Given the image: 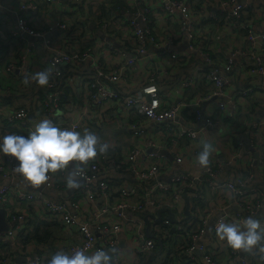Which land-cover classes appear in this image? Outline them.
<instances>
[{
	"label": "built area",
	"instance_id": "built-area-1",
	"mask_svg": "<svg viewBox=\"0 0 264 264\" xmlns=\"http://www.w3.org/2000/svg\"><path fill=\"white\" fill-rule=\"evenodd\" d=\"M43 1L46 6L54 7V10L51 11L54 13V17L50 15L52 19L44 24L47 25L46 28L40 24V19L47 17L46 15L50 11L47 9L42 11L35 0H19L16 3L14 0H0V20L8 22V12L14 13L15 25L10 28L9 33L18 41H23L26 36L43 38L44 33L59 29L65 41L71 42L75 35L74 27L72 25L70 27L60 13L61 0ZM67 1L79 2L80 0ZM210 2L212 3V0H203L197 10L200 9V6L206 8ZM215 3L217 7L215 12L203 10V13H200L194 9L193 0H162L163 13L173 18V15L179 12L183 19L180 33L170 30L163 37H158L152 23L144 19L148 13L147 8L143 7L139 13L138 10L130 12L127 27L130 29L129 36L135 41V47L116 68L109 69L104 63L97 60V57L91 55L87 48L53 47L47 56L44 67V70H52L49 85L45 87L48 91L45 94L37 91V95L34 97V108L36 107L37 113L40 115L38 123L43 119H50L57 127L78 131L79 123L70 117L67 104L64 103L67 94L64 79L67 77L62 76L59 65L62 63L71 64L89 58L91 61L87 67L88 75H86L89 104L100 106L106 102L124 99L129 112L145 116L153 123H169L165 128L170 133L173 145L178 143L182 137L195 138L203 129L216 127L219 124V119L212 113H205L199 106V101L196 106L188 105L192 106L188 107V113L191 115L193 123L197 124L195 126L197 128L177 123L175 119L184 103L162 107L159 87L153 78L149 80L150 83L140 86L132 93L121 92L115 87L118 85L117 82L122 79L124 70L136 62L137 56L145 54L150 44L160 47V41L163 40L162 47L169 54L171 61L177 60L183 64L188 55L177 54L172 50L180 34L185 35L184 41L187 48L196 52L203 63L199 65L201 69L197 74L192 72L191 75H185L179 80L176 88L177 93L193 87L198 79L204 77L211 83V90L204 94L203 99L212 97L217 99L216 109L221 115L226 112L229 115L237 114L239 111L237 100L234 98L224 99V93L230 85L231 72L234 68L235 57H232L236 55L238 68L248 69L251 73H257L264 77V31L256 33L252 29V18L255 15L264 20V0H215ZM89 5L86 3L85 11L82 12V17L85 20L90 18V10L89 7L87 8ZM115 15L116 12L112 13L108 20L102 22L97 20L101 29L107 34L110 30L108 26ZM139 18L145 21L143 28L139 26ZM204 19L214 25H227L229 31H238L242 35L241 47L238 45L233 48L231 52L233 56L228 57L224 64L217 63L208 43L199 41L204 33V30L201 31ZM105 46L117 53L111 43L107 42ZM34 48V41L21 47L16 60L8 61L4 70L12 74L14 71L22 69L29 53ZM32 83L36 85L35 82ZM244 90L247 94L254 91L253 87ZM27 116L26 108L16 107L4 116L3 121L27 136L35 130L34 124L28 120ZM133 127L135 128V125ZM257 128L256 122L251 130L256 131ZM135 132L136 130H134ZM159 152L160 149L154 145V142L148 141L147 147L134 145L122 157L119 156L110 162L114 171L124 170V172L131 173L135 181L132 185L122 184L112 188L109 185L110 178L99 176V171L101 169L106 171L108 167V163L105 161L106 153L98 154L94 160L82 166L84 171L78 177L84 179V183L68 202L55 200L44 192L45 189L58 190L67 185L66 173H59L51 174L47 183L42 185L41 190L24 191L6 183L0 185V207L6 211L12 196L18 203L25 202L27 205H33L39 212L44 213L43 218L46 222L58 223L64 231L72 230L78 238L77 242H69L67 247H57L55 253L61 250L71 253L77 249H86L87 254H92L98 249H104L112 254V264H140L156 250L158 245L163 251V247L167 243L172 244L171 247L166 248V257L170 264H256L261 256L264 257V254H258L255 250L251 253L232 250L215 234V225L222 219L242 221L245 217L252 216L264 223V204L261 200V193L255 188L249 189L248 187L249 182L253 179V173L249 171L247 173L235 172L219 184L231 195L230 203L241 208L243 213L222 212L215 217L213 225L208 231L207 223L210 219V212L204 210L202 213H198L191 208L189 196L194 201H198L200 198L199 183L205 181L208 185H212L211 180L218 179L224 167L218 161H210L207 168H200L196 162V166L201 170V175L187 172L189 170H182L163 181L159 179L164 167ZM175 161L180 162L181 155L177 154ZM259 162L261 163L262 159ZM15 166L13 158L6 156L0 158V174L2 176L8 177ZM112 194H117L118 198L112 200ZM183 194H187L189 197L190 216L187 219L184 218L185 213L181 199ZM81 198L87 199V205L81 204ZM98 200L100 202L97 203ZM164 206L169 207L174 221L169 220L166 212L162 214L159 222L155 221L156 211ZM150 215L153 216V219L150 218ZM146 218L150 222L152 236H148L145 232ZM7 219L9 228L0 232V246L16 244L17 233L28 229L21 223L26 220L25 213H9ZM193 223L196 224L193 225ZM124 228L127 232V236L124 238L125 242L121 241V232ZM176 239L178 244L175 246ZM121 242L123 245L120 244ZM14 256L12 247H4L0 252V264H47L45 257L39 253H34L23 261H14ZM154 260L155 258H152L150 263L155 264Z\"/></svg>",
	"mask_w": 264,
	"mask_h": 264
},
{
	"label": "crops",
	"instance_id": "crops-1",
	"mask_svg": "<svg viewBox=\"0 0 264 264\" xmlns=\"http://www.w3.org/2000/svg\"><path fill=\"white\" fill-rule=\"evenodd\" d=\"M17 1L19 0H14L15 3ZM35 1L42 11H45L44 9L50 11L49 14H45L47 17L40 19V24L44 25L50 22L52 16L54 17V13L51 12L54 10V7L51 5L46 6L43 0ZM103 1L82 0L79 2H69L61 0L60 13H62L64 21L70 27L71 25L74 27L75 35L71 42L65 41L59 29L44 33L43 38L26 36L23 41H18L9 33L10 28L15 25L14 13L8 12V22L0 20V135H7L9 133L23 135L16 128L5 124L3 121L4 116L16 107H24L28 110L27 118L34 124V127L38 123V116L40 115L37 113L36 107L34 108V97L37 95L38 90L34 86V83L30 82L26 84L25 79L34 73L44 70L47 56L53 47L63 48L70 46L75 49L87 48L91 55L97 57V60L104 63L109 69L116 68L129 56V52L135 47V41L129 36L130 29L127 27L130 12L138 10L139 13L143 7L148 9V13L144 19L152 23L158 37L166 36L170 30L178 33L181 32L182 15L176 12L173 18L172 16L168 17L163 13L162 0H120V6L124 7V9L120 13H116L114 19L112 18L111 24L108 26L110 29L109 35L101 29L96 17L89 18V21L86 20L89 30H85V18H80L81 15L79 14V11H84L80 10V8L85 9L86 4L83 5V2L89 3L90 5L87 8L89 7L88 9L92 10L94 15H96L99 13L100 4ZM202 1L193 0V4H195V7H193L196 11L203 13V10L210 12L217 10L215 0L207 4L206 8L200 6V9L197 10ZM125 10L127 11L125 12ZM70 16L75 17L72 22H69L67 19ZM252 21V29L256 33L264 31V20L261 17L255 15ZM46 27L47 25H44V28ZM202 30H204V33L199 38V41L200 43L209 44L210 51L218 64H224L228 57L233 56L231 53L233 48L238 45L241 47V33L233 30L229 31L227 25H214V23L204 19ZM184 36V34H180L176 44L172 48L177 54L188 55L183 64H180L177 60L171 61L169 54L162 47V40L160 41V47L148 45L147 52L136 57V62L124 70L122 79L115 86L121 92L132 93L140 86L150 83L151 81L149 80L153 78V81L159 87L158 92L160 93V105L162 107L184 103L180 107L175 119L177 123L197 128L195 127L197 124L193 123L192 117L188 113V107L196 106L198 101L199 106H201L205 113H212L219 119V124L216 127L203 129L195 138L182 137L175 145L172 144L170 133L165 128L169 123H153L145 116L138 115L132 111L129 112L125 106L124 99L106 102L100 106L88 103L86 75H88L87 67L91 61L89 58L71 64L62 63L59 65V68L62 76L64 78L67 77L64 79L66 83L65 90L67 92L64 103L65 105L67 104L66 107L70 112V117L79 123L78 131L82 134L85 131L94 132L101 137L102 142H109V151L105 154V161L108 163L107 172L101 169L99 171L100 177L118 178L115 180L117 185L119 184L118 186L122 184L127 186L134 184L135 181L130 172L114 171L110 166V162L119 156L122 157L134 145L147 147L148 141H153L154 145L160 149L159 153L164 165L159 175L160 180L166 181L170 176L178 172L180 173L182 170H189L187 172L201 175V170L195 164L197 162L196 157L202 149V142H207L212 146L213 154L210 157V161H218L222 164L224 170L218 179L211 180L212 185H208L205 181L199 183L200 198L198 201H194L189 196L191 208L195 209L198 213H202L204 210L210 212V219L207 223L208 228L211 220L224 211H231L229 208L234 206L229 201L231 195L222 189L219 184L235 174V172L247 173L249 171L253 173V179L249 182L248 187L249 189L255 188L261 193V200L264 204V77L257 73H251L248 69L238 68L236 55L232 57H235L233 60L234 68L231 72L230 85L224 93V99L229 100L234 98L237 100L239 111L233 115H229L227 112L221 115L216 109L217 99H213V97L203 99L204 94L211 90V83L204 77L198 79L196 85L193 87L177 93L176 88L179 80L185 75H191L192 72L197 74L201 69L199 65L203 63L196 52L187 48ZM31 41L35 42V48L29 53L24 67L14 71L12 74L7 73L4 70L5 64L10 60H16L18 50ZM107 42L111 43L113 48L115 47L114 49L117 50V53L105 46ZM179 74L180 77L178 78ZM252 87L254 91L251 94H247L244 89L247 88L249 90ZM243 90L244 93H242ZM256 122L258 128L256 131L251 130ZM133 125H135V128ZM134 130H136L135 133ZM177 154L181 155V161L178 163L175 161ZM1 157L2 155H0ZM260 159H262L261 163L259 162ZM71 167L70 164L68 169L57 171L54 174L66 173L68 175ZM4 183L20 190H30L28 189L29 186H25L22 179L13 170L10 171L8 177L0 174V185ZM67 188L69 187L66 185L58 190L45 189L44 192L55 200L65 202V199L68 198L64 196L66 194L65 189ZM79 189L80 187L78 186ZM117 198V194L112 195V200H116ZM181 199L183 207H185L186 201L184 198ZM80 202L83 206L87 205L86 198H81ZM32 206L27 205L25 202L18 203L15 197L12 196L9 207L6 209L7 215L9 213H25L26 220L24 221L27 223L24 221H21V223L28 229L22 233H17L16 244L0 246V252L4 247H12V251L15 254L14 261H16L15 258L26 260L34 253H39L45 257L47 262L55 254L57 247H67L69 242H77L78 238L72 230L64 231L59 224H47L48 222L43 218L44 213L42 214ZM152 217L150 215L151 219H153ZM184 218L187 219L186 214ZM33 222L36 225L44 222L47 224L46 227H50L47 229L49 235L45 239L39 240L33 236V231L36 227ZM126 236L127 232L124 228L121 232V241L125 242L124 238ZM24 238L26 239L23 240ZM123 242L120 244L123 245ZM157 248L163 252L159 245ZM157 256V251H154L145 259L149 258L151 260L152 258H157ZM196 256H198L197 253ZM163 262L159 264H163ZM256 264H264V257L261 256Z\"/></svg>",
	"mask_w": 264,
	"mask_h": 264
},
{
	"label": "clouds",
	"instance_id": "clouds-1",
	"mask_svg": "<svg viewBox=\"0 0 264 264\" xmlns=\"http://www.w3.org/2000/svg\"><path fill=\"white\" fill-rule=\"evenodd\" d=\"M51 69L35 73L25 83L35 82L38 87L49 85ZM109 151V144L91 131L83 134L75 129L57 127L52 120L43 119L27 136L16 133L0 135V155L15 161L13 172L22 179L25 186L45 185L51 174L68 169L66 184L78 187L77 177L84 171L83 165L94 160L98 154ZM213 154L212 146L202 142V149L196 157L200 168H207ZM217 238L232 250L256 251L264 254V223L252 216L242 221L220 220L215 225ZM47 264H112V254L98 249L87 254L86 249L71 253L59 251L51 256Z\"/></svg>",
	"mask_w": 264,
	"mask_h": 264
},
{
	"label": "water",
	"instance_id": "water-1",
	"mask_svg": "<svg viewBox=\"0 0 264 264\" xmlns=\"http://www.w3.org/2000/svg\"><path fill=\"white\" fill-rule=\"evenodd\" d=\"M138 21H139L140 28H143L144 25H145V21H143L141 18H139ZM102 35L104 36V34H102ZM180 74L178 75V78L180 77ZM83 183H84V179L78 177V186L80 187ZM28 189H30V190H33V189L34 190L35 189L41 190L42 189V185L39 186V187H30L29 186ZM77 190H78V187L65 189V193L66 194H64V196L68 197V198L65 199V202H68L69 197L72 196ZM183 198L186 201V204H185V207H184V213L186 214V218H188L190 216V213H189V199H188L187 194H183ZM229 210L243 213V210L241 208H239V207H236V206L230 207ZM163 212H167L168 213L169 220H171V221L175 220L173 214L170 211V209L168 207H162V208H160V209H158L156 211V214H155L156 215V217H155V221L156 222H159L161 220ZM214 220H215V218L209 222L208 231L211 229ZM8 228H9V222H8V219H7L6 211H5L4 208L0 207V232L6 231ZM145 231H146V234L148 236H151V233H150V222L148 221L147 218H146ZM159 244H160V241H159ZM16 261H23V260L16 258Z\"/></svg>",
	"mask_w": 264,
	"mask_h": 264
},
{
	"label": "trees",
	"instance_id": "trees-1",
	"mask_svg": "<svg viewBox=\"0 0 264 264\" xmlns=\"http://www.w3.org/2000/svg\"><path fill=\"white\" fill-rule=\"evenodd\" d=\"M81 7V6H80ZM195 7V5H194ZM124 7L122 8L120 6V0H104L101 4H100V7H99V13H97L95 15L96 19L99 20L100 22L104 21V20H108L109 17H111L112 13H114V11H116V13H120L121 10H123ZM80 10H82V8H80ZM90 20V19H89ZM84 28L85 30H89V26L88 24L86 23L85 21V24H84ZM38 92L41 93V94H45L47 93L48 89L47 88H41V87H38L37 85H34ZM121 171H124V170H121ZM120 171V172H121ZM118 179V178H117ZM117 179H114V178H111L110 177V181H109V185L113 188V187H116L118 186L117 183L115 182V180ZM114 195V194H112ZM25 223H27L26 221H24ZM33 224L36 225L35 222H33ZM47 224H50V225H55V224H58V223H47ZM44 222L41 223V224H37L34 231H33V236L36 238V239H39V240H43L46 238V236L49 235V232L47 231V229H49L50 227H46V225ZM22 233V232H21ZM26 238H24L23 240H25ZM140 264H151L150 263V259H145V260H142V262Z\"/></svg>",
	"mask_w": 264,
	"mask_h": 264
},
{
	"label": "rangeland",
	"instance_id": "rangeland-1",
	"mask_svg": "<svg viewBox=\"0 0 264 264\" xmlns=\"http://www.w3.org/2000/svg\"><path fill=\"white\" fill-rule=\"evenodd\" d=\"M80 1H82V0H80ZM84 4L83 5H85L86 3L85 2H83ZM85 7H86V5H85ZM82 10H84L85 11V9H82ZM77 11V10H76ZM87 11V10H86ZM79 14L81 15V17L80 18H82V12L81 11H79ZM75 16V15H74ZM74 16H70V18H67L68 19V21L69 22H72L74 19H75V17ZM92 17H95V15H94V13H93V11L92 10H90V19H92ZM86 21V20H85ZM89 21V20H88ZM99 201V200H98ZM164 207H168V206H164ZM162 208V207H161ZM169 208V207H168ZM160 209V208H159ZM163 213H165V212H163ZM162 213V214H163ZM167 213V212H166ZM178 239V238H177ZM177 239L175 240V246L178 244V242H177ZM172 240H174V239H172ZM171 245L172 244H166L164 247H163V252H161L160 250H159V248H156V250L155 251H157V253H158V256H157V258L155 257V260H154V263L155 264H159V263H161V262H163V264H170L169 263V260L167 259V257H166V253H167V251H166V248H169V247H171ZM173 247V246H172Z\"/></svg>",
	"mask_w": 264,
	"mask_h": 264
}]
</instances>
